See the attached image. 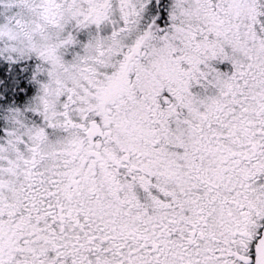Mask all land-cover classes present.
Segmentation results:
<instances>
[{
  "label": "snow or ice",
  "instance_id": "1",
  "mask_svg": "<svg viewBox=\"0 0 264 264\" xmlns=\"http://www.w3.org/2000/svg\"><path fill=\"white\" fill-rule=\"evenodd\" d=\"M0 264H264V0H0Z\"/></svg>",
  "mask_w": 264,
  "mask_h": 264
}]
</instances>
